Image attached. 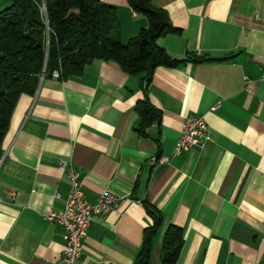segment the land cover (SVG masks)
Instances as JSON below:
<instances>
[{
  "label": "crops",
  "instance_id": "obj_1",
  "mask_svg": "<svg viewBox=\"0 0 264 264\" xmlns=\"http://www.w3.org/2000/svg\"><path fill=\"white\" fill-rule=\"evenodd\" d=\"M99 1L117 9L121 42L148 26L127 0ZM153 4L181 29L159 44L174 58L208 61L155 70L147 95L162 118L143 135V76L114 62L42 78L20 96L0 159V264H55L64 252L63 229L46 219L70 189L63 162L91 204L107 190L119 197L94 217L77 264H134L153 224L146 202L163 218L150 264H163L171 225L183 229L176 264H264V0ZM192 115L205 118L211 139L176 154Z\"/></svg>",
  "mask_w": 264,
  "mask_h": 264
},
{
  "label": "trees",
  "instance_id": "obj_2",
  "mask_svg": "<svg viewBox=\"0 0 264 264\" xmlns=\"http://www.w3.org/2000/svg\"><path fill=\"white\" fill-rule=\"evenodd\" d=\"M10 1L11 6L0 11V159L20 96L34 95L42 78L55 74L60 80L77 77L97 61L114 62L130 76L142 75L144 99L135 111L140 118L137 131L143 135L162 118L147 95L155 70L208 61L194 56L174 58L159 44L165 36L181 34V29L172 25L168 14L156 8L153 0H127L148 20V26L127 43L118 37L117 9L99 0ZM145 206L153 224L144 230L134 264H150L153 240L163 225L161 214L147 202ZM182 247L183 229L171 225L163 239V264H176Z\"/></svg>",
  "mask_w": 264,
  "mask_h": 264
},
{
  "label": "built area",
  "instance_id": "obj_3",
  "mask_svg": "<svg viewBox=\"0 0 264 264\" xmlns=\"http://www.w3.org/2000/svg\"><path fill=\"white\" fill-rule=\"evenodd\" d=\"M136 16V12L133 13ZM57 75V74H55ZM264 82V73L261 79ZM218 104L214 109L219 107ZM208 125L203 116L185 118L181 135L176 143V154L202 147L210 140ZM161 159L153 158L152 163H160ZM70 179V189L62 210L51 212L46 216L50 223L58 224L64 232L65 250L55 264H77L82 255L83 243L95 216L108 215L118 204L119 197L115 192H103L95 204H91L80 188V173L70 164L62 163Z\"/></svg>",
  "mask_w": 264,
  "mask_h": 264
},
{
  "label": "rangeland",
  "instance_id": "obj_4",
  "mask_svg": "<svg viewBox=\"0 0 264 264\" xmlns=\"http://www.w3.org/2000/svg\"><path fill=\"white\" fill-rule=\"evenodd\" d=\"M12 2L10 0H0V11L10 7Z\"/></svg>",
  "mask_w": 264,
  "mask_h": 264
}]
</instances>
